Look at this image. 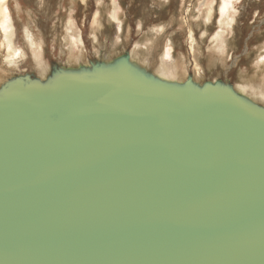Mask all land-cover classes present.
I'll use <instances>...</instances> for the list:
<instances>
[{"label":"water","instance_id":"95a60500","mask_svg":"<svg viewBox=\"0 0 264 264\" xmlns=\"http://www.w3.org/2000/svg\"><path fill=\"white\" fill-rule=\"evenodd\" d=\"M0 264H264V105L130 51L9 78Z\"/></svg>","mask_w":264,"mask_h":264},{"label":"rangeland","instance_id":"374dc122","mask_svg":"<svg viewBox=\"0 0 264 264\" xmlns=\"http://www.w3.org/2000/svg\"><path fill=\"white\" fill-rule=\"evenodd\" d=\"M8 2L16 24L15 42L25 54L10 65L7 51L1 47L4 38L0 29L3 83L25 74L45 80L52 64L77 68L90 60H113L126 51L155 74L162 69L167 46L173 50L174 64L177 61L181 67L178 82L192 75L200 84L225 80L237 89L247 86L251 79L259 84L264 74V65L258 68L264 56V0H233L230 11L234 19L228 18L231 26L221 13L223 0H117L120 21L111 16L114 0ZM71 21L78 34L77 49L72 47ZM27 27L43 51V72L38 71L26 39ZM222 38L226 41L225 53L219 47ZM74 53L80 56L78 61ZM253 101L264 105L263 101Z\"/></svg>","mask_w":264,"mask_h":264},{"label":"bare ground","instance_id":"6f19581e","mask_svg":"<svg viewBox=\"0 0 264 264\" xmlns=\"http://www.w3.org/2000/svg\"><path fill=\"white\" fill-rule=\"evenodd\" d=\"M8 1L9 0H0V29L2 30V34H3V38H4L2 41L1 47L7 51V55H8L7 60L10 62V65H11V63L13 65V64H16L17 59L24 56L25 52L23 49L17 48V43L15 42V36L17 33L16 24L14 23V20L11 17V13L9 12V9H8V3L9 2ZM233 4H234L233 0H223V5L221 7V13L224 17L227 18L226 21H227L228 26L229 25L231 26V24H232V21L230 20V22H229L228 18L231 17V19H232L234 17V16L233 17L231 16V11H230L232 8H234ZM119 14H120V6H119L117 0H114L111 16L114 20L120 21ZM208 17H210V16L208 15ZM69 27L71 30L72 47L77 49V47H78L77 45H78L79 41H77V38H76V36L78 35L77 30H76V25L73 21H71L69 24ZM25 34H26V39L29 42L31 50L33 52V56L37 62L38 71L43 72L44 68L46 67L45 66L46 64L44 61V56H43V51L37 45L35 37L28 27L25 29ZM192 42H193V40H192ZM219 47L221 49H223L222 51H224L223 53H225V51H226V49H225L226 48L225 38L221 39ZM75 49H73V50H75ZM164 52H165V54H164L163 60H161L162 63L160 66L162 69L160 70V72L157 71L155 74L157 76L162 77L163 79L178 82V77L180 75L179 70L181 69V67L177 63V61H175V64H174V62H173V59H174L173 50L170 48V46H167V49ZM73 56L77 59V61L80 58V56L76 55L75 53L73 54ZM132 60H134L136 62V57L134 58V55H132ZM195 65L197 67V64H195ZM261 65H264V56H261V61H260V64L258 65V68L261 67ZM1 73H2V71L0 69V86L3 84V79H2ZM248 84H247V86H243V87L237 86V90L241 94H243L245 97H247V98L249 97L251 100H257V101H263L264 102V74L261 77V81L259 84H256L253 81V79H251V81L248 82Z\"/></svg>","mask_w":264,"mask_h":264}]
</instances>
